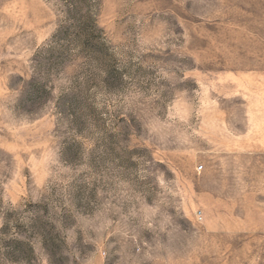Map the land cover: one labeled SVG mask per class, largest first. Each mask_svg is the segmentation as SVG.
I'll use <instances>...</instances> for the list:
<instances>
[{
    "label": "rangeland",
    "instance_id": "rangeland-1",
    "mask_svg": "<svg viewBox=\"0 0 264 264\" xmlns=\"http://www.w3.org/2000/svg\"><path fill=\"white\" fill-rule=\"evenodd\" d=\"M0 264H264V0H0Z\"/></svg>",
    "mask_w": 264,
    "mask_h": 264
},
{
    "label": "built area",
    "instance_id": "built-area-1",
    "mask_svg": "<svg viewBox=\"0 0 264 264\" xmlns=\"http://www.w3.org/2000/svg\"><path fill=\"white\" fill-rule=\"evenodd\" d=\"M200 170H201V167L198 168V171H200Z\"/></svg>",
    "mask_w": 264,
    "mask_h": 264
}]
</instances>
